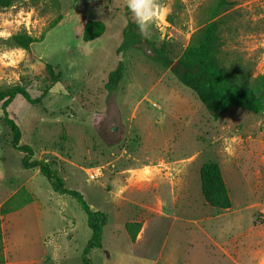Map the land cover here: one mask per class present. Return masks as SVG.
<instances>
[{"label": "rangeland", "instance_id": "rangeland-1", "mask_svg": "<svg viewBox=\"0 0 264 264\" xmlns=\"http://www.w3.org/2000/svg\"><path fill=\"white\" fill-rule=\"evenodd\" d=\"M216 1L156 0L166 14L148 36L127 0H13L0 10V91L48 88L40 104L16 97L9 105L20 143L107 214L102 247L89 253L94 264H264V110L229 108L214 120L150 57L154 44L177 59ZM229 1L225 13L237 29L232 36L224 29V49L250 61L253 76L263 74L264 0ZM88 20L105 30L83 41L77 27ZM126 26L145 41L118 53ZM21 30L40 39L24 49L12 39ZM119 62L121 82L108 93L107 74ZM45 63L61 81L44 80ZM11 137L0 109V206L21 188L33 196L3 217L5 264L40 257L46 261L38 264H82L91 237L86 214L38 170L22 168ZM208 161L220 165L228 209L210 207L202 197L199 173Z\"/></svg>", "mask_w": 264, "mask_h": 264}, {"label": "trees", "instance_id": "trees-1", "mask_svg": "<svg viewBox=\"0 0 264 264\" xmlns=\"http://www.w3.org/2000/svg\"><path fill=\"white\" fill-rule=\"evenodd\" d=\"M12 1L0 0V10L10 6ZM232 4L229 0H217L212 4L208 10L207 23L193 34L190 44L175 60L168 56L163 46L158 47L151 44V59L168 68L182 85L188 87L210 111L214 120H217L229 108H240L254 113L264 110V73L253 76V64L250 61L238 54L230 56L224 49V29L226 28L229 36H232L237 29L236 26L230 25L234 16L231 13H225ZM61 18L62 16H59L53 20L49 28L58 23ZM104 30L105 26L102 22L88 20L77 27V34L83 41H91L100 37ZM12 39L20 47L29 49L30 45L40 38L33 37L25 30H21L14 33ZM143 41H145L144 38L134 32L130 26H126L117 52L131 46H141ZM43 76L44 80L50 84L61 81L60 73L49 63L44 65ZM122 76L123 65L119 62L107 74L104 89L108 93L115 92ZM47 91L48 88H44L34 92L30 88L19 85L0 91L3 122L9 127L12 135L10 146L22 154V168L38 170L48 180L55 192L74 198L86 214L91 237L83 250L82 264H94L89 253L95 248L102 247V234L108 220L107 214L91 208L79 191L67 187L58 170L53 168L50 162L32 158L34 154L32 147L20 143V127L9 114V105L16 97H21L30 105H37L41 103ZM199 174L201 193L206 204L219 210L230 208L231 199L220 165L215 161L205 162L200 167ZM32 200V194L25 188H21L0 206V264H5L1 228L3 217ZM129 226L131 225L127 224V228Z\"/></svg>", "mask_w": 264, "mask_h": 264}, {"label": "clouds", "instance_id": "clouds-1", "mask_svg": "<svg viewBox=\"0 0 264 264\" xmlns=\"http://www.w3.org/2000/svg\"><path fill=\"white\" fill-rule=\"evenodd\" d=\"M127 7L134 14L139 31L144 36H148L151 26L166 14L156 0H127Z\"/></svg>", "mask_w": 264, "mask_h": 264}, {"label": "crops", "instance_id": "crops-1", "mask_svg": "<svg viewBox=\"0 0 264 264\" xmlns=\"http://www.w3.org/2000/svg\"><path fill=\"white\" fill-rule=\"evenodd\" d=\"M104 228H105V226H104ZM104 228H103V231H104ZM145 229H146V227L138 234V241L142 239L144 232H145ZM45 261H46L45 257H43V258L40 257V258L29 259V260L25 261V263H27V264H38V263H44ZM106 264H116V263L107 262Z\"/></svg>", "mask_w": 264, "mask_h": 264}, {"label": "built area", "instance_id": "built-area-1", "mask_svg": "<svg viewBox=\"0 0 264 264\" xmlns=\"http://www.w3.org/2000/svg\"><path fill=\"white\" fill-rule=\"evenodd\" d=\"M95 176H96V173L95 172L89 173V178H94Z\"/></svg>", "mask_w": 264, "mask_h": 264}]
</instances>
